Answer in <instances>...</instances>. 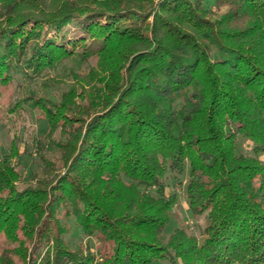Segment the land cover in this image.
Returning <instances> with one entry per match:
<instances>
[{
	"label": "trees",
	"instance_id": "obj_1",
	"mask_svg": "<svg viewBox=\"0 0 264 264\" xmlns=\"http://www.w3.org/2000/svg\"><path fill=\"white\" fill-rule=\"evenodd\" d=\"M201 1L0 0V85L95 58L41 101L37 172L0 142V264H264V0ZM181 175L206 224L165 238Z\"/></svg>",
	"mask_w": 264,
	"mask_h": 264
},
{
	"label": "rangeland",
	"instance_id": "obj_2",
	"mask_svg": "<svg viewBox=\"0 0 264 264\" xmlns=\"http://www.w3.org/2000/svg\"><path fill=\"white\" fill-rule=\"evenodd\" d=\"M214 1L202 0L201 2L205 8L215 12ZM41 39L52 40L54 42L63 41L66 47H71L75 50L85 41L83 36L78 33V28L73 24H69L59 32L51 29L46 30ZM41 39L39 38L38 41ZM94 65L95 58L81 65L74 61L63 62L55 70L44 71L40 77L34 78V80L30 79L27 81L28 79H26L22 81L15 74V79L11 84H8V80H6L5 83L0 85V142L4 151L7 152L13 135H19L21 140L20 149L24 150L26 154L17 159L18 165L16 169L21 173L23 179L26 180V177L34 170L37 172L38 168L36 169V167L40 163L35 156L36 148L34 142L46 129L39 119L41 115L37 110L43 103L41 101L45 98L51 100L58 98L63 91H66L74 84L72 74L78 72L77 69L79 67V70L86 72L88 67ZM20 101H25L21 103V109L19 108ZM56 132L57 130L55 134ZM246 144L245 141L238 140L237 151L252 155L250 149L245 147ZM171 178L170 181L166 182V185L170 192L176 193L177 204L172 210L170 222H168L163 230L164 237L167 238L175 226L182 227L188 234L198 236L206 223L202 216L195 217L188 209L185 197L187 177L186 175H181L177 178L171 176ZM69 226L70 234L68 235V241L72 248L76 247L79 242H82V245L88 243L94 251H97L102 245L95 239L84 238L82 230L75 224L74 219L71 218L69 220ZM5 246L4 238L0 237V250ZM8 247H13V245L8 242Z\"/></svg>",
	"mask_w": 264,
	"mask_h": 264
}]
</instances>
